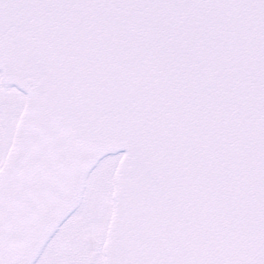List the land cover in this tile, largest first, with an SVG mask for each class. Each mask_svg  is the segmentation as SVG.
I'll use <instances>...</instances> for the list:
<instances>
[{
  "label": "snow or ice",
  "instance_id": "obj_1",
  "mask_svg": "<svg viewBox=\"0 0 264 264\" xmlns=\"http://www.w3.org/2000/svg\"><path fill=\"white\" fill-rule=\"evenodd\" d=\"M0 264H264V0H0Z\"/></svg>",
  "mask_w": 264,
  "mask_h": 264
}]
</instances>
